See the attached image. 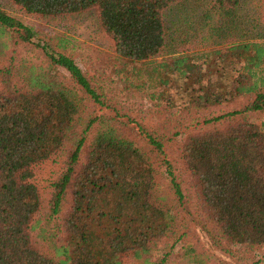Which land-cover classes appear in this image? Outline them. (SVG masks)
I'll list each match as a JSON object with an SVG mask.
<instances>
[{
  "label": "trees",
  "instance_id": "16d2710c",
  "mask_svg": "<svg viewBox=\"0 0 264 264\" xmlns=\"http://www.w3.org/2000/svg\"><path fill=\"white\" fill-rule=\"evenodd\" d=\"M11 1L45 20L93 11L113 43V81L152 88L157 106L177 96L186 110L228 106L195 120L197 128L181 140V163L209 243L264 246V119L245 117L264 113V0H209V10L195 13L200 26L169 35L166 11L186 0ZM184 32L183 46L190 38L211 40L208 50L195 56L184 46L157 59ZM19 42L39 48L45 60L0 67V264H164L171 250L153 255L175 232L172 196L179 205L183 194L163 142L64 52L66 37L50 47L35 26L0 6V52ZM57 153L62 170L42 207L33 166ZM159 157L166 175L157 169Z\"/></svg>",
  "mask_w": 264,
  "mask_h": 264
},
{
  "label": "rangeland",
  "instance_id": "374dc122",
  "mask_svg": "<svg viewBox=\"0 0 264 264\" xmlns=\"http://www.w3.org/2000/svg\"><path fill=\"white\" fill-rule=\"evenodd\" d=\"M0 6L17 16L23 23L35 26L41 33L43 42L48 43L50 47H55L58 37H66L69 42L64 52L72 57L83 71L94 77L93 82L100 85L108 97L114 94L117 100L115 102L121 108L122 113L130 115L163 142L166 158L169 160L176 180L180 184L183 198L182 203L178 205L172 196L174 204L172 213L176 217L174 222L175 232L170 234L166 243L157 247L158 249L153 258L157 259L164 252L171 250L164 264H264V246L260 248L230 247L225 242L218 245L209 243L208 234L201 226L203 215L200 211L198 197L189 174L184 170L181 163V151L179 149L181 140L191 130L197 128L195 120L204 115H217L228 106H215L200 112L194 109L186 110L182 105L184 99L179 96L175 97L173 104L168 105V107L163 105L166 100L161 104L163 106H157V102L149 98V94L153 91L152 88H126L122 83L113 81L115 76L112 73L111 61L116 57L113 51V43L101 30L93 11L45 20L19 11L11 0H0ZM210 6L209 0H186L182 4L176 5L174 10L173 8L167 10L164 16L167 34L174 32L173 30L178 29L180 26L185 28L200 26L204 21L199 22L201 18L196 21L195 17L197 15L195 13L199 8L207 9ZM184 18H186V21H184ZM191 18H193L192 22L189 21ZM183 39L189 40V36L185 35V32L182 37H177L175 43L167 41V45L157 59L166 57V54H169L173 49H185L184 46H187L192 54L198 56L197 54L208 50V45L211 44V40L200 43L199 40L190 38L191 44L187 42L183 46V42H180ZM12 40H18V38L14 37ZM44 60L43 52L32 44L10 43L8 48L4 49L2 53L0 52V67L12 64L18 66L21 63H26V65L28 63L39 64L44 63ZM121 64L120 66L123 65ZM174 83H176L175 80L171 82V85ZM171 88L172 91H176L174 86ZM239 104V102L233 103L232 106H239ZM245 117L261 122L264 119V113L249 112L245 114ZM214 126H221V122ZM175 132L180 133L175 136ZM135 140L146 148H151L147 144L146 137L137 135ZM155 154L157 153L155 152ZM152 156L155 157L154 154ZM62 159L63 155L57 153L33 166L32 181L40 193L42 207L45 206L50 197L51 182L62 170ZM156 166L159 172L166 175L164 172L165 166L160 157L156 159ZM164 184L165 189H167V178H164ZM182 232L184 235L178 241H175ZM174 241V247L171 248ZM35 243L42 253L53 257V252L48 249L44 240L35 239ZM126 264H138V262L128 259Z\"/></svg>",
  "mask_w": 264,
  "mask_h": 264
}]
</instances>
